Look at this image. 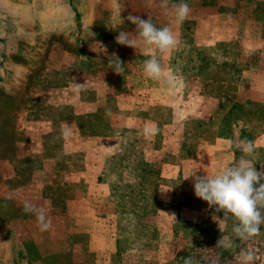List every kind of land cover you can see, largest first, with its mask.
Returning a JSON list of instances; mask_svg holds the SVG:
<instances>
[{
    "label": "rangeland",
    "instance_id": "rangeland-1",
    "mask_svg": "<svg viewBox=\"0 0 264 264\" xmlns=\"http://www.w3.org/2000/svg\"><path fill=\"white\" fill-rule=\"evenodd\" d=\"M178 2L0 0V264H264V225L236 238L189 177L229 166L241 140L264 167V0H185L180 25ZM130 13L178 36L157 52L174 84L144 74Z\"/></svg>",
    "mask_w": 264,
    "mask_h": 264
},
{
    "label": "clouds",
    "instance_id": "clouds-1",
    "mask_svg": "<svg viewBox=\"0 0 264 264\" xmlns=\"http://www.w3.org/2000/svg\"><path fill=\"white\" fill-rule=\"evenodd\" d=\"M161 6L167 8L169 0H161ZM171 7L174 22L177 25L182 24L190 13L189 5L185 0H179ZM117 19L121 24L127 20L134 25L139 41L149 49L146 52L148 58L142 61L144 74L148 78L174 84L176 77L170 73L166 75V70L157 57V52L170 53L181 44L173 30L167 25L158 28L150 18L145 19L131 13L126 18L119 15ZM130 37L129 32L122 30L117 32L115 42L134 49L137 47V40ZM103 49L104 52L107 51L106 48ZM109 57H114L108 61L110 69L120 75L124 71V63L114 53ZM157 132L158 128L155 126L143 129L146 136H154ZM235 147L241 155L229 166L223 167L214 175L195 174L189 177L193 180L194 195L206 202L215 213H222V217L215 215L216 219L231 218L234 221L233 235L238 239L247 240L260 235L261 226L264 225V167L259 171L255 167L251 159L254 149L250 141L241 140ZM23 210L36 216L41 231L51 227L44 209L37 208L31 202H25ZM171 217L175 219L174 215ZM216 244L228 248L233 246L232 240L227 237L217 240ZM240 256L241 264H255L256 257L253 251L241 250ZM183 264H196V261L193 257H184ZM216 264H219V260Z\"/></svg>",
    "mask_w": 264,
    "mask_h": 264
}]
</instances>
